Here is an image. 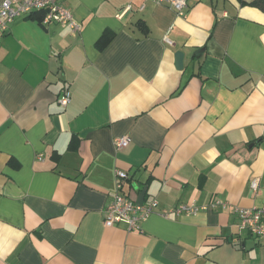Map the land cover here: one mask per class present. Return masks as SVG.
I'll list each match as a JSON object with an SVG mask.
<instances>
[{
	"label": "crops",
	"instance_id": "obj_1",
	"mask_svg": "<svg viewBox=\"0 0 264 264\" xmlns=\"http://www.w3.org/2000/svg\"><path fill=\"white\" fill-rule=\"evenodd\" d=\"M63 2L81 33L30 14L0 36V264H264V238L234 209L264 205V12ZM117 170L124 193L157 202L139 230L105 225ZM214 198L230 206L169 212Z\"/></svg>",
	"mask_w": 264,
	"mask_h": 264
},
{
	"label": "built area",
	"instance_id": "obj_2",
	"mask_svg": "<svg viewBox=\"0 0 264 264\" xmlns=\"http://www.w3.org/2000/svg\"><path fill=\"white\" fill-rule=\"evenodd\" d=\"M64 0H2L0 1V36H3L9 28V23L14 20L33 14L36 11L44 12L42 22L60 23L69 27L74 33H81L82 26L75 17L73 11L64 5ZM148 1L158 4H164L173 8L179 16L185 17L188 9L189 0H142L140 9L143 10ZM132 10V5L128 4L117 15L123 18L124 15ZM168 29L165 35V41L172 44L169 38ZM72 101V91L64 90L59 98L63 106H68ZM130 143L129 135H120L115 137L114 145L117 149H122ZM40 159H43L40 155ZM117 188L112 199L106 205L104 221L108 227H114L124 224L128 230H139L142 224L154 213L157 206L156 201L141 202L122 191L125 180L128 178L126 171L117 170ZM259 179H253L251 187L254 191L258 189ZM229 202L219 198H214L208 203L198 204L190 201L182 203L172 209L171 213L177 216L198 215L202 211L227 209ZM235 211L240 216V227L247 230L256 237L264 238V205L261 207L245 208L236 206ZM168 215V213H165Z\"/></svg>",
	"mask_w": 264,
	"mask_h": 264
},
{
	"label": "trees",
	"instance_id": "obj_3",
	"mask_svg": "<svg viewBox=\"0 0 264 264\" xmlns=\"http://www.w3.org/2000/svg\"><path fill=\"white\" fill-rule=\"evenodd\" d=\"M238 1L242 5L248 4L250 6L257 7L264 12V0H253L252 2H246L245 0H238ZM31 16L42 22L43 17H44V12H42V11L37 12V14L34 13ZM138 24L141 26L142 22L140 21ZM142 27H143V25H142ZM111 37H112L111 32H109V31L105 32L104 35L101 37L100 41L98 42V47L100 49H102L110 41ZM76 144H77V138L74 137L73 140L71 141V147H75Z\"/></svg>",
	"mask_w": 264,
	"mask_h": 264
},
{
	"label": "water",
	"instance_id": "obj_4",
	"mask_svg": "<svg viewBox=\"0 0 264 264\" xmlns=\"http://www.w3.org/2000/svg\"><path fill=\"white\" fill-rule=\"evenodd\" d=\"M177 65L179 69H182L184 66V53L182 51H178L176 54Z\"/></svg>",
	"mask_w": 264,
	"mask_h": 264
}]
</instances>
